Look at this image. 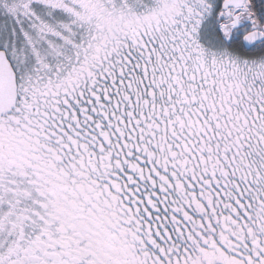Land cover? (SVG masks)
<instances>
[{"label":"snow or ice","instance_id":"6c2138e0","mask_svg":"<svg viewBox=\"0 0 264 264\" xmlns=\"http://www.w3.org/2000/svg\"><path fill=\"white\" fill-rule=\"evenodd\" d=\"M0 264H264V0H0Z\"/></svg>","mask_w":264,"mask_h":264}]
</instances>
